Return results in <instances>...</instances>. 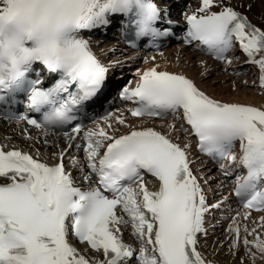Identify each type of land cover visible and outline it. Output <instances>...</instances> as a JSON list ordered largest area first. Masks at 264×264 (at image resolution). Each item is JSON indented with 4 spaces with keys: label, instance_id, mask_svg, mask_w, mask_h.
Wrapping results in <instances>:
<instances>
[{
    "label": "snow or ice",
    "instance_id": "obj_1",
    "mask_svg": "<svg viewBox=\"0 0 264 264\" xmlns=\"http://www.w3.org/2000/svg\"><path fill=\"white\" fill-rule=\"evenodd\" d=\"M161 13L154 0H0V105L15 104L17 94L24 93L31 114L0 111L44 133L52 128L72 133L64 131L68 147L52 154V164L0 145V264H90L73 246V237L102 250L104 259L95 264H124L134 250L120 237L119 225L129 224L138 241L137 264H210L197 250L198 233L207 234L206 212L229 197L207 202L190 168V141L181 144L178 135L173 139V124L161 132L128 124L119 114L113 119L126 128L121 132L108 120L109 112L99 117L104 125L88 129L83 144L76 143L87 108L102 93L108 72L82 30L106 27L118 14L124 18L122 29L136 38L148 37L149 45L158 47L157 40L172 31L157 26ZM184 20V43L226 65L238 47L258 66L264 86V25L253 23L231 0H198ZM34 62L58 78L43 86ZM136 75L134 84L129 81L119 91L122 101L133 105L127 109L130 115L178 116L201 152L227 159L228 165L220 163L224 175L232 174V163L246 169L236 175L232 195L245 209L264 212V108L216 98L184 73L155 63L137 69ZM237 142L238 157L232 151ZM71 148L85 153L87 187L77 186L64 166ZM69 158L78 163L75 155ZM149 175L158 183L156 190L147 186ZM258 219L256 227L264 228V215ZM237 224L234 216L229 224L235 233L230 237L233 248L241 239ZM244 231L256 236L243 238L246 250L253 245L264 252L256 228L245 226Z\"/></svg>",
    "mask_w": 264,
    "mask_h": 264
},
{
    "label": "bare ground",
    "instance_id": "obj_2",
    "mask_svg": "<svg viewBox=\"0 0 264 264\" xmlns=\"http://www.w3.org/2000/svg\"><path fill=\"white\" fill-rule=\"evenodd\" d=\"M159 5H163L164 10H168L169 14L176 21L185 23L184 14L198 6V0H156ZM163 1V2H162ZM231 3L237 6L249 19L257 26L264 25V0H231ZM113 14L111 20L116 17ZM92 33H91V32ZM88 32H83L82 35L89 40L90 48L97 58L106 66H108L109 75H113L118 71V80L122 82L131 81L133 84L137 79V69L150 67L153 63L160 66L161 69H167L174 72H182L186 76L192 78L195 83L206 93L215 96L221 100L242 102L252 106L264 108V86L260 85V71L258 66L252 65L247 61V57L238 47L233 49L231 56V64L226 65L216 63L196 52L195 47L185 48L180 45H173L169 48L153 54L152 52H130L128 48L122 47L118 41V35L114 31H109L107 38H102L97 35V29H91ZM154 58V59H152ZM201 61L204 63L201 64ZM132 64L130 69L127 67ZM112 91V89H111ZM110 91V92H111ZM110 94V93H109ZM122 114L128 124L137 126L155 127L161 132H168V125L173 124L177 131L171 133L173 139L179 136V143L183 144L190 141L188 149L190 168L192 173L197 177L201 184L206 200L209 204L221 199V196H228L229 199L218 209H209L204 216V233H198L197 250L201 252L203 258L210 261V264H257L252 260V256L262 257L259 262L264 264V252L259 251L253 245H249L246 250L242 240L247 235L244 227L249 229L256 228V234L261 239H264V228L256 227L259 224V217L264 215V212L252 214L249 211L240 210L232 205L231 191L234 186L235 174L241 170L235 163L230 165L231 175H224L219 167H214L211 164H205L193 152L195 150L194 141L188 136V133L182 129L187 128L185 123L178 117L164 120L150 119H133L129 117L128 111L121 107H115L112 110V116L107 117L113 122V127H118L121 132L125 131L124 126H120L114 121L116 115ZM95 122V123H94ZM90 128L96 127V124L104 125L103 120L94 121ZM106 126V125H105ZM87 129V130H88ZM1 144L8 148H19L29 152L34 158L40 159L42 162L49 164L55 163L53 158L54 152L58 151V146L62 149L67 148V141L62 138L57 139L52 137L47 139V143L40 144L37 140L40 138L31 137L30 140L23 138V134L19 129V125L9 122L8 126L5 123H0ZM188 136V141L185 137ZM76 143L83 144L82 139L76 140ZM39 150V156H36V151ZM236 155L239 156V147L236 149ZM75 155L78 163L73 164L70 156ZM67 171L71 173L77 186L87 187L84 181V175H88L87 163L83 149L76 150L71 148L65 158ZM224 164L228 165L226 161ZM83 169V171H82ZM148 186V185H147ZM149 187V186H148ZM152 190L151 188H149ZM232 210V213L229 212ZM248 212L247 218H244V213ZM239 213L240 215H237ZM118 215H125L119 212ZM235 216L240 228L237 247L233 248L231 236L235 235L229 231V224ZM127 219V217L125 216ZM121 232L119 233L122 239L128 241L132 245L134 254L138 250V241L132 235L131 226L119 225ZM249 240L256 238L255 235H247ZM78 252L84 255L87 259L89 255L92 259L90 264H95L97 260H103L104 255L102 250L96 251L90 248L88 244L84 248L75 246ZM83 251V252H82ZM251 261V262H250ZM130 264H137L136 259H133Z\"/></svg>",
    "mask_w": 264,
    "mask_h": 264
},
{
    "label": "rangeland",
    "instance_id": "obj_3",
    "mask_svg": "<svg viewBox=\"0 0 264 264\" xmlns=\"http://www.w3.org/2000/svg\"><path fill=\"white\" fill-rule=\"evenodd\" d=\"M83 252V251H82ZM260 257H262V254L260 255ZM260 257H254V256H252L251 258H252V260L253 261H255L257 264H261V262H259L260 260H259V258ZM87 259L89 260V262H90V260L92 259L89 255L87 256ZM251 262V261H250Z\"/></svg>",
    "mask_w": 264,
    "mask_h": 264
}]
</instances>
